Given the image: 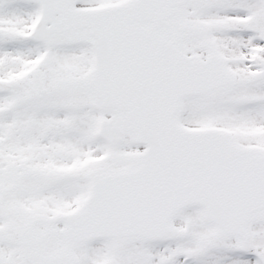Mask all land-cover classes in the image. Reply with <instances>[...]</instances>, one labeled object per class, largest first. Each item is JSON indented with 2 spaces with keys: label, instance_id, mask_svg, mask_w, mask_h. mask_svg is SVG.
Here are the masks:
<instances>
[{
  "label": "snow or ice",
  "instance_id": "obj_1",
  "mask_svg": "<svg viewBox=\"0 0 264 264\" xmlns=\"http://www.w3.org/2000/svg\"><path fill=\"white\" fill-rule=\"evenodd\" d=\"M0 264H264V0H0Z\"/></svg>",
  "mask_w": 264,
  "mask_h": 264
}]
</instances>
